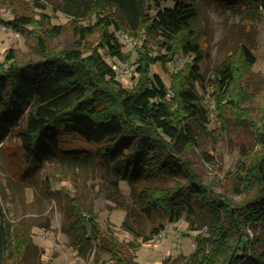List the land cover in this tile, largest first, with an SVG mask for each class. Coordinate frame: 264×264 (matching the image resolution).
Returning <instances> with one entry per match:
<instances>
[{"label": "trees", "instance_id": "trees-1", "mask_svg": "<svg viewBox=\"0 0 264 264\" xmlns=\"http://www.w3.org/2000/svg\"><path fill=\"white\" fill-rule=\"evenodd\" d=\"M207 1L241 12L264 10V0ZM167 3L172 5L164 6ZM56 10L72 17L81 42L96 29L102 30L100 43L86 52L80 48L50 50L47 38L60 34L63 27L49 24L48 31L38 34L36 60L17 64L14 51L9 50L7 59L0 62V142L16 130L25 160L34 167L66 151L61 147L65 134L100 144L103 160L109 153L126 151L117 163L122 178L132 186L133 206L118 205L128 213L122 223L125 229L148 242L164 225L142 235L129 223V216L161 214L171 223L185 216L192 230L201 229L199 222L205 220L207 232L196 234L195 250L185 257V264H264V104L261 116L254 121L250 109L254 97L242 84L256 62L251 47L244 44L237 60L223 61L210 82L218 119L223 125L232 118L240 124L248 122L260 145L231 176L234 193L239 196L234 199L205 183L189 158V152L199 144L194 123L210 132V116L199 89L206 78L201 72L204 55L197 41L199 10L194 0H63ZM41 16L42 20H37L28 13L15 14L7 24L25 33L29 24L35 27L43 19L49 23L47 13ZM86 16L94 17L95 27L79 24L78 19ZM118 31L157 35L160 48L169 53L153 56L149 49L139 51L135 62L139 76L132 88L121 85L117 70L99 51L103 47L111 55L125 58ZM147 45L146 38L143 47ZM179 51L194 56L183 70L172 74L168 86L159 73L151 72V64L161 60L167 67ZM178 168L186 173L188 183L137 184L141 176L166 178ZM62 224L80 255L96 250V264H137L133 249L139 246L132 248L115 231L102 227L93 202L83 207L71 197ZM32 233L29 223L17 228L7 264H26L27 250L35 245ZM8 243L9 231L0 207V264ZM103 253L110 257L101 258Z\"/></svg>", "mask_w": 264, "mask_h": 264}, {"label": "rangeland", "instance_id": "rangeland-1", "mask_svg": "<svg viewBox=\"0 0 264 264\" xmlns=\"http://www.w3.org/2000/svg\"><path fill=\"white\" fill-rule=\"evenodd\" d=\"M62 1L0 0V62L7 59L9 50L14 51L17 64L36 60L38 34L48 31L49 24L63 27L60 34L47 38L46 45L50 50L80 48L86 52L89 47L98 45L102 30L96 29L85 39V43L81 42L79 34L74 31L72 17L56 10ZM194 2L199 10L195 27L198 32L197 41L204 55L201 72L206 78L205 84L199 85V89L210 116L207 126L210 132L202 131L200 123H194L196 132L199 133V144L189 152V158L193 170L205 183L239 199L234 193L231 176L238 165L247 161L249 154L260 145L256 142L255 130L248 122L240 124L232 118L223 125L218 119L219 110L211 96L213 88L210 82L215 80L217 69L223 61L229 58L237 60L241 46H250L256 62L249 67L242 84L248 88L249 95L254 97L250 109L253 112L252 119L258 121L261 116L260 108L264 104V10L256 8L241 12L207 0ZM38 5L47 7L41 8ZM166 5L172 4L164 6ZM43 12L50 16L49 23L43 19L35 27L29 24L25 33L7 24L15 14L23 13L42 20ZM78 22L82 26L95 27L96 20L93 16H86L79 18ZM117 35L123 44L124 59L111 55L103 47L99 51L108 63L117 68L118 79L126 88H132L136 83L135 78L139 76L135 65L139 51L149 49L153 56L169 55L165 49L160 48V37L157 35L149 36L140 31L131 35L126 31H118ZM146 38L148 45L143 47ZM193 56L179 51L171 56L167 67L162 66L161 60L152 63L151 72L159 73L170 86L172 74L183 70ZM126 72H130V76ZM242 106L245 107L244 104ZM24 122L25 119L21 124ZM61 147L66 151L60 157L34 167L25 160L21 139L16 130H12L0 142V207L9 231V243L1 259L2 264H7L6 258L10 255L13 235L23 223L33 226L32 238L35 243L27 250L26 264H96L99 256L96 250L93 248L86 256L80 255L63 227V215L73 196L83 207L86 203L93 202L94 212L102 227L115 231L132 248L139 246L133 249L137 264H185V257L195 250L196 234L207 232L205 220L199 222L201 229L192 230L185 216L171 223L161 214L153 217L131 215L129 223L142 235H149L152 229L158 228L160 224L164 225L160 233L148 242L143 241L142 237H135L122 226L128 213L118 207L121 202L133 206L132 186L127 179L122 178V169L117 165L125 157L126 151H118L115 155L109 153L103 160L100 144L85 141L77 134L63 135ZM176 180L189 182L183 169L178 168L172 170L166 178L141 176L137 184L172 186ZM249 232L252 235V230L249 229ZM100 257L108 259L110 255L103 253Z\"/></svg>", "mask_w": 264, "mask_h": 264}, {"label": "built area", "instance_id": "built-area-1", "mask_svg": "<svg viewBox=\"0 0 264 264\" xmlns=\"http://www.w3.org/2000/svg\"><path fill=\"white\" fill-rule=\"evenodd\" d=\"M114 68H115V69H117L115 66H114ZM126 73H127V75H129V76H130V72H126ZM164 234H165V233H164Z\"/></svg>", "mask_w": 264, "mask_h": 264}]
</instances>
